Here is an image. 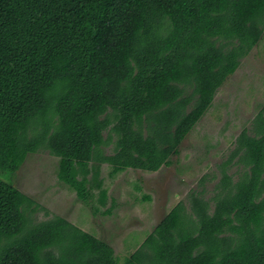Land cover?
<instances>
[{"label": "trees", "instance_id": "16d2710c", "mask_svg": "<svg viewBox=\"0 0 264 264\" xmlns=\"http://www.w3.org/2000/svg\"><path fill=\"white\" fill-rule=\"evenodd\" d=\"M263 34L264 0H0V264H264V104L214 205L179 201L124 263L65 216L33 219L45 208L14 184L45 149L94 215L112 214L102 164L170 165Z\"/></svg>", "mask_w": 264, "mask_h": 264}, {"label": "rangeland", "instance_id": "374dc122", "mask_svg": "<svg viewBox=\"0 0 264 264\" xmlns=\"http://www.w3.org/2000/svg\"><path fill=\"white\" fill-rule=\"evenodd\" d=\"M263 104L264 34L243 57L237 71L219 88L212 106L182 141L170 165L155 172L128 168L111 177L110 164H102L101 172L110 197L115 195L121 204L114 215H93L89 203L80 200L74 190L59 180L60 158L45 149L29 154L14 177V184L45 208L36 212L33 219L48 218V213L65 216L110 241L123 262L120 254L126 244L132 241L128 247L134 249L140 245L143 235L179 201H185L189 207V196L201 192L205 198L212 199L222 176L220 165L235 148L242 129L251 126ZM113 146H104V152L112 154ZM228 168L234 180L244 171L239 164H230ZM145 195H151L152 202L143 201ZM142 202H146L145 208ZM211 204L214 205L213 199ZM126 234L127 243H124Z\"/></svg>", "mask_w": 264, "mask_h": 264}, {"label": "crops", "instance_id": "0c3cea01", "mask_svg": "<svg viewBox=\"0 0 264 264\" xmlns=\"http://www.w3.org/2000/svg\"><path fill=\"white\" fill-rule=\"evenodd\" d=\"M237 71V70H236ZM231 78V76L227 79V80H229ZM227 82V81H226ZM226 82L224 83V84H226ZM258 113V112H257ZM257 115V114H256ZM134 169V168H133ZM136 170H140V169H136ZM126 171V170H125ZM141 171H143V170H141ZM145 171V170H144ZM158 171V170H157ZM122 172V171H121ZM121 172H119V173H121ZM123 172H124V170H123ZM152 172H155V171H152ZM119 173L118 174H116L115 176H113V177H116L117 175H119ZM107 187V186H106ZM109 190V189H108ZM110 191V190H109ZM110 194V193H109ZM150 197H149V199H145V197H143L144 199H142L143 201H145V200H148V201H151L152 202V196L151 195H149ZM112 198H114L115 199V208H114V210H113V212H112V214H110L109 216H112V215H114V212L115 213H117L118 211L116 210L121 204L119 203V200L115 197V195L113 196V197H110V201H109V205H111L112 203H113V200H112ZM146 202H142V204H143V207L145 208V206H146V204H145ZM124 205H129V203H124ZM150 205V204H149ZM176 205V204H175ZM174 205V206H175ZM148 206V205H147ZM173 206V207H174ZM172 207V208H173ZM171 208V209H172ZM170 209V210H171ZM169 210V211H170ZM168 211V212H169ZM91 212V211H90ZM168 212H166V214L168 213ZM93 214V213H92ZM165 214V215H166ZM94 215V214H93ZM99 216H104V214L102 215V214H98ZM164 215V216H165ZM95 216H97V215H95ZM163 216V217H164ZM163 217L159 220V222L163 219ZM158 222V223H159ZM157 223V224H158ZM157 224L156 225H154L153 226V228L151 229V230H149V233L147 234V235H143V237L141 238V241L143 242L146 238H147V236L154 230V228L157 226ZM83 228V227H82ZM84 229V228H83ZM86 230V229H85ZM148 231V230H147ZM92 233V232H91ZM94 234V233H93ZM128 234V233H127ZM127 234L125 235V239H124V243L126 242V238H127ZM96 235V234H95ZM97 236V235H96ZM99 238H102V237H100V236H98ZM105 241H107V240H105ZM108 243H110L111 245H112V243L110 242V241H107ZM142 242H141V244H142ZM127 243V242H126ZM131 243H132V241H130V243H127L126 244V246H125V250L120 254V255H123V262L122 263H124V259H125V257H128V256H130L136 249H138L139 248V246L141 245H138L135 249L133 248V247H128V246H130L131 245ZM113 246V245H112ZM114 247V246H113ZM134 249V250H133ZM115 251H116V249H115ZM116 254H117V251H116ZM117 256H119V254H117Z\"/></svg>", "mask_w": 264, "mask_h": 264}]
</instances>
